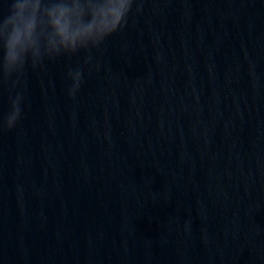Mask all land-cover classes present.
<instances>
[{
  "label": "water",
  "instance_id": "obj_1",
  "mask_svg": "<svg viewBox=\"0 0 264 264\" xmlns=\"http://www.w3.org/2000/svg\"><path fill=\"white\" fill-rule=\"evenodd\" d=\"M123 7L98 48L25 71L0 264H264V0H143L116 25Z\"/></svg>",
  "mask_w": 264,
  "mask_h": 264
},
{
  "label": "clouds",
  "instance_id": "obj_2",
  "mask_svg": "<svg viewBox=\"0 0 264 264\" xmlns=\"http://www.w3.org/2000/svg\"><path fill=\"white\" fill-rule=\"evenodd\" d=\"M107 0H11L0 17V94L7 92L8 110L0 113V133L17 127L25 96L20 88L27 68H43L46 59L98 48L106 33L98 30ZM116 25L138 14L143 0H123ZM135 6V7H134ZM90 62V57L85 63ZM67 94L73 98L82 83V69H70Z\"/></svg>",
  "mask_w": 264,
  "mask_h": 264
}]
</instances>
